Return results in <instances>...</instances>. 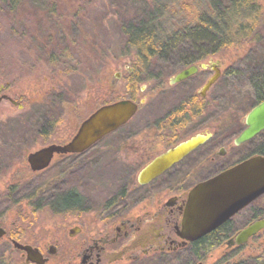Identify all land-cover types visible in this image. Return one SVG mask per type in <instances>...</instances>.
Masks as SVG:
<instances>
[{
	"label": "rangeland",
	"instance_id": "rangeland-1",
	"mask_svg": "<svg viewBox=\"0 0 264 264\" xmlns=\"http://www.w3.org/2000/svg\"><path fill=\"white\" fill-rule=\"evenodd\" d=\"M192 3V0H181L177 10L187 12L185 8L192 7ZM261 3L264 5V0ZM139 9L138 0H0V85H5V92L23 105L20 109L9 100L0 101V217L8 220L4 224L0 219V225L7 230L6 237L0 241L2 263L27 264L22 251L14 248L12 239L45 250L59 239L60 247L68 230L76 223L64 221L54 213L48 200L51 171L32 172L27 155L55 140L68 139L77 124L103 102L129 96L126 77L128 66L131 70L133 62L128 56L120 57L118 47L123 39L121 21L129 18V11ZM261 44L263 48L264 30ZM249 49V45L234 46L207 58L204 63L219 60L224 74ZM212 75L209 70L179 84H167L166 95L159 88L163 78L147 81L135 94L143 103L129 121V132L145 133L149 125L158 123L169 111L190 108L187 99L198 96ZM229 85L219 79L209 90L205 97L208 108L203 115L192 119L189 135L213 127L215 115L237 113L238 109L242 113L249 105L245 99L248 84H235L236 100L224 97L230 90ZM63 88L70 94H62ZM98 90L100 98L94 97L98 96L94 94ZM81 91L86 103L80 106L78 115L71 114ZM215 98L221 101H213ZM245 112L243 120L248 110ZM244 126L245 123L241 128L233 127L228 135L217 136L216 141L224 139L225 145L218 146L216 151L223 148L225 155L219 157L221 163L214 166V172L221 166H230L240 158L256 154L264 143L263 132L236 146L234 139ZM92 185L99 189L97 184ZM98 196H93L94 200ZM43 197L47 204L35 208ZM13 198L19 204L15 212H10V202L15 204ZM260 204L264 205V199ZM86 205L97 207L95 201L90 200ZM86 214L93 217L90 212ZM15 215L21 217L15 220ZM83 223L86 231L103 227L92 219ZM223 253L228 255L223 256ZM262 253L264 236L251 240L240 250L227 252L223 244L213 250L206 264H254V256ZM47 264L62 262L57 258Z\"/></svg>",
	"mask_w": 264,
	"mask_h": 264
},
{
	"label": "flooded vegetation",
	"instance_id": "flooded-vegetation-1",
	"mask_svg": "<svg viewBox=\"0 0 264 264\" xmlns=\"http://www.w3.org/2000/svg\"><path fill=\"white\" fill-rule=\"evenodd\" d=\"M214 62L221 70V77V63L219 60ZM211 63V60L207 62L208 65ZM209 70L214 74L212 67L200 68L189 78ZM132 72L128 66V90L129 73ZM173 76L175 74L160 82V91L165 93L163 95L168 90L167 84L172 86L184 81L172 83ZM0 87V96L6 94L11 97L5 92V85ZM68 92L70 94L69 90L63 88L62 94ZM81 93L71 114L78 115L80 106L86 103L84 92ZM94 94L98 95L94 97L100 98L99 90L94 91ZM198 96L206 97H201L199 92ZM192 98L190 96L187 99V106L192 104ZM104 104L107 102L100 106ZM96 109L79 124L76 123L77 127L68 139L63 142L55 140L48 145L68 143L82 121ZM178 114L179 110L169 111L158 123L149 125L145 133L129 132L128 121L85 151L54 153L49 166L44 169L51 171L48 176L51 185L48 192L49 205L62 220H74L76 223L70 227L60 247V240H55L54 254L48 253L51 245L46 250L37 246L44 257L49 259L45 264L57 258L62 264H206L212 258L213 250L223 244L227 252L240 250L251 240L264 236L263 228L244 244L227 245V241L242 229L257 220H264V205L260 204L264 199L263 194L213 231L194 240L185 238L183 219L190 191L197 184L236 163L260 154L240 158L230 166H221L214 172V166L218 167L221 163L219 157L225 155H220V149H216L225 143L215 140L212 126L189 135L188 129L193 118L182 119L177 117ZM198 134L210 136L166 170L146 183H140V172L156 157ZM92 183L97 184L99 189H95ZM95 195L99 196L94 200ZM89 200L95 201L97 207L86 205ZM86 212L92 213L93 217H88ZM245 217L248 218L245 220ZM86 219L102 223L103 227L86 231L83 223ZM22 256L25 257L23 252ZM254 260L264 264V253L254 256Z\"/></svg>",
	"mask_w": 264,
	"mask_h": 264
},
{
	"label": "trees",
	"instance_id": "trees-1",
	"mask_svg": "<svg viewBox=\"0 0 264 264\" xmlns=\"http://www.w3.org/2000/svg\"><path fill=\"white\" fill-rule=\"evenodd\" d=\"M138 2L140 9L129 11V18L121 21L123 39L118 47L122 54L120 57L128 56L133 62V72L129 73V96L137 100L135 94L147 81L166 78L211 56L222 54L234 46L249 45L248 53L226 69L219 78L230 84V93L225 98L236 100L235 84H248L245 99L249 105L242 113L238 109L237 113L215 115V140L217 136L223 137L232 133L233 127L241 128L244 125L242 116L245 111L249 112L256 104L264 101V47L261 44L264 5L261 0H192V7L185 8L187 12L183 13L177 10V4L181 0ZM213 101L219 102L221 98ZM204 102L205 98L193 96L191 107L182 109L177 117H200L208 108ZM256 153L264 155V143L258 147ZM14 201L15 204L10 202V212H15L19 204V201ZM36 204L38 205L35 208L43 207L47 200L43 197ZM20 217L15 215V220ZM0 219L4 224L8 223L4 216ZM0 264H4L1 259ZM254 264L260 263L255 261Z\"/></svg>",
	"mask_w": 264,
	"mask_h": 264
},
{
	"label": "water",
	"instance_id": "water-1",
	"mask_svg": "<svg viewBox=\"0 0 264 264\" xmlns=\"http://www.w3.org/2000/svg\"><path fill=\"white\" fill-rule=\"evenodd\" d=\"M212 67L214 74L199 91L201 97L206 96L210 88L217 82L221 70L211 63L193 64L180 70L172 79V83L181 82L194 75L200 68ZM1 91V87H0ZM17 105H23L6 94L0 96ZM143 100L141 101V103ZM139 103L130 98L119 99L99 106L80 124L74 137L66 144H50L27 155V162L32 171L46 169L54 153L82 152L91 147L105 135L114 132L130 121L139 110ZM246 127L235 138V145H241L255 138L264 130V101L256 104L245 117ZM209 135L198 134L169 149L156 157L139 174L140 183H146L157 176L191 150L204 143ZM224 155V149H220ZM264 194V155H254L244 159L210 179L197 184L189 193L188 203L183 219L184 236L188 240L197 239L207 234L237 214L251 202ZM264 228V220H257L242 229L234 238L227 241L228 246L241 245ZM7 230L0 225V241ZM15 249L23 252L26 263L45 264L49 259L44 257L39 248L21 243L13 239ZM48 253H55V246L49 247Z\"/></svg>",
	"mask_w": 264,
	"mask_h": 264
}]
</instances>
